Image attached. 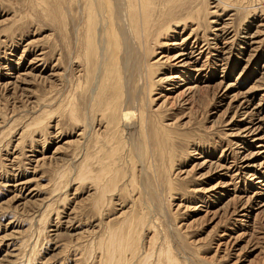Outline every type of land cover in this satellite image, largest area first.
<instances>
[{"label":"rangeland","instance_id":"rangeland-1","mask_svg":"<svg viewBox=\"0 0 264 264\" xmlns=\"http://www.w3.org/2000/svg\"><path fill=\"white\" fill-rule=\"evenodd\" d=\"M263 167L264 0H0V264H264Z\"/></svg>","mask_w":264,"mask_h":264},{"label":"bare ground","instance_id":"bare-ground-1","mask_svg":"<svg viewBox=\"0 0 264 264\" xmlns=\"http://www.w3.org/2000/svg\"><path fill=\"white\" fill-rule=\"evenodd\" d=\"M217 2V1H216ZM119 3H121V2H119ZM125 4V3H124ZM123 4V5H124ZM122 5V6H123ZM122 13H124V12H122ZM124 17V16H123ZM130 30V29H129ZM126 32V31H125ZM128 32V31H127ZM130 32V31H129ZM132 32V31H131ZM124 36L125 37H127V33H124ZM129 36H130V34H129ZM135 36V35H134ZM115 41V40H114ZM129 41V40H128ZM131 41V40H130ZM133 41V40H132ZM131 41V42H132ZM135 41V40H134ZM123 43H124V52H123V54L125 53L127 56H126V58H130L131 57V55L132 54H134V53H132V49L130 50L126 45H125V41H122ZM131 42H130V44H131ZM111 45V44H110ZM128 45V44H127ZM132 45V44H131ZM118 46V45H117ZM118 48V47H117ZM136 50H138V48L136 49ZM139 51V50H138ZM135 52V51H134ZM114 53V52H113ZM136 54V53H135ZM184 55L185 54H183V53H179V54H177V55H175V56H173V57H175V61H176V63H174V65H176L177 67H188L187 65H189V63H188V61L186 62L185 60H186V58L184 57ZM132 56H134V55H132ZM136 56H138V55H136ZM125 57V56H124ZM137 58V57H136ZM140 60V59H139ZM136 61V60H135ZM135 61H133V62H135ZM174 61V62H175ZM129 62V61H128ZM130 62H131V60H130ZM137 62V61H136ZM137 63H139L138 65H140V62L138 61ZM121 66H122V64H121ZM127 67H128V64L126 65V68L125 69H127ZM180 69V68H179ZM128 70H129V68H128ZM131 70V69H130ZM123 72H124V69H123ZM132 72H133V70H132ZM178 72H181V71H178ZM125 73V72H124ZM133 74V73H132ZM179 74V73H178ZM129 75H131L130 73H129ZM134 75V74H133ZM132 76V75H131ZM125 77H126V75H125ZM127 78V77H126ZM125 78V79H126ZM133 78V77H132ZM173 78H178V76L177 75H174L173 77H172V79ZM126 81V80H125ZM132 81V80H131ZM125 83V82H124ZM127 83V82H126ZM130 83V82H129ZM130 85V84H129ZM127 88H128V85H127ZM128 90V89H127ZM114 110V109H113ZM128 117V116H127ZM248 117V116H247ZM123 120H126V117L124 116L123 118H122ZM248 120H250V119H248ZM247 121V120H246ZM120 122V121H119ZM251 122V121H250ZM124 123H125V126L127 127V129H132V124L133 123H130V122H128V121H124ZM140 125V124H139ZM259 126V125H258ZM125 127V128H126ZM242 130V129H241ZM242 136L243 137H250L251 136V134H250V132L248 131V129H245V130H243L242 131ZM252 137H254V136H252ZM254 140H255V138H254ZM245 161L246 160H242V162H241V165H244V166H242L240 169H243V168H247L248 166L246 165V163H245ZM240 165V166H241ZM249 165V164H248ZM264 168V167H263ZM147 188V187H146Z\"/></svg>","mask_w":264,"mask_h":264}]
</instances>
